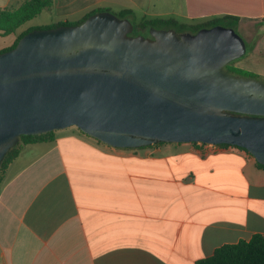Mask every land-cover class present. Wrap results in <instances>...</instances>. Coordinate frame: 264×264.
Wrapping results in <instances>:
<instances>
[{
	"label": "crops",
	"instance_id": "1",
	"mask_svg": "<svg viewBox=\"0 0 264 264\" xmlns=\"http://www.w3.org/2000/svg\"><path fill=\"white\" fill-rule=\"evenodd\" d=\"M12 1L17 7L19 0H0V8ZM103 9L131 10L138 20L239 17L238 29L253 30L257 42L235 66L264 77V0H53L43 11L48 23L0 35V51L30 28ZM53 137L23 147L6 171L0 264H195L224 245L264 237V169L243 150L120 149L75 127Z\"/></svg>",
	"mask_w": 264,
	"mask_h": 264
},
{
	"label": "water",
	"instance_id": "2",
	"mask_svg": "<svg viewBox=\"0 0 264 264\" xmlns=\"http://www.w3.org/2000/svg\"><path fill=\"white\" fill-rule=\"evenodd\" d=\"M133 30L102 11L0 53V165L20 136L75 127L120 149L227 144L264 166V81L225 70L243 39L221 26Z\"/></svg>",
	"mask_w": 264,
	"mask_h": 264
},
{
	"label": "trees",
	"instance_id": "3",
	"mask_svg": "<svg viewBox=\"0 0 264 264\" xmlns=\"http://www.w3.org/2000/svg\"><path fill=\"white\" fill-rule=\"evenodd\" d=\"M52 4H53V0H19V4L17 7L0 8V35L8 36L11 34H17V31L24 24L36 18L44 10L50 9ZM102 11L111 12L108 9H103L89 13L81 21L76 23L62 22L55 24L52 27L30 28L25 32L18 34L14 44L10 48L0 51V53L14 48L20 38H22L24 35H26L27 33L33 30L48 29L58 26L77 25L82 23L92 14ZM113 14L120 19H128L129 21L131 19L135 20L134 23L130 21L134 26V30L131 34L132 36H137V35L149 36V30L151 28L156 30H174L177 34H183V33L195 34L201 29L204 28L208 29L216 26L230 28L237 33L238 25L240 21L239 17L230 16V15L218 16L203 21L193 20L189 22H179L173 18H148L145 16L137 20L135 14L131 10H122L120 12ZM225 70L228 73L235 76L260 79L258 75L236 67L235 61L228 64L225 67ZM53 135L54 132H50L43 135H35V136H20L16 146L8 152V154L5 156L4 160L0 165V187L3 183L9 165L20 154L23 147L38 142H52L54 140ZM159 144H163V143H159ZM192 145L197 146L198 144L192 143ZM200 145H204V144H200ZM217 146L233 147L245 151L242 148L227 144H220ZM255 165L258 168L264 169V166L258 164L257 162H255ZM195 264H264V237H262L259 234H256L253 235L248 241H240L236 244L224 245L220 248H217L210 257L199 260Z\"/></svg>",
	"mask_w": 264,
	"mask_h": 264
},
{
	"label": "rangeland",
	"instance_id": "4",
	"mask_svg": "<svg viewBox=\"0 0 264 264\" xmlns=\"http://www.w3.org/2000/svg\"><path fill=\"white\" fill-rule=\"evenodd\" d=\"M178 1V0H177ZM15 5V2L14 1H12L11 3H10V5L8 6V7H12V6H14ZM138 20V19H137ZM132 23H134L135 22V20L134 19H131L130 20ZM45 23H48V18H47V13L46 12H43V13H41V15H39L38 17H37V19H33V20H31L30 22H28L27 24H25L24 26H23V28L22 29H25V28H28V27H35V26H37V25H39V24H45ZM237 34L243 39V41L245 42V45H246V53H245V55H243L240 59H238V60H235V65L236 64H238L237 62L238 61H241V60H243V59H245V58H248V56L252 53V51H253V47H254V44L257 42L256 40H257V37L255 36V33H254V31L252 30V32H251V36H246V32L244 31V30H237ZM258 34H259V32H258ZM4 37H6V36H4ZM253 66V65H252ZM259 76V78L260 79H258V80H261V81H264V77L263 76H260V75H258Z\"/></svg>",
	"mask_w": 264,
	"mask_h": 264
},
{
	"label": "built area",
	"instance_id": "5",
	"mask_svg": "<svg viewBox=\"0 0 264 264\" xmlns=\"http://www.w3.org/2000/svg\"><path fill=\"white\" fill-rule=\"evenodd\" d=\"M209 146H211L212 148H217V147H219V146H217V145H209Z\"/></svg>",
	"mask_w": 264,
	"mask_h": 264
},
{
	"label": "flooded vegetation",
	"instance_id": "6",
	"mask_svg": "<svg viewBox=\"0 0 264 264\" xmlns=\"http://www.w3.org/2000/svg\"><path fill=\"white\" fill-rule=\"evenodd\" d=\"M145 37H148V36H145Z\"/></svg>",
	"mask_w": 264,
	"mask_h": 264
}]
</instances>
